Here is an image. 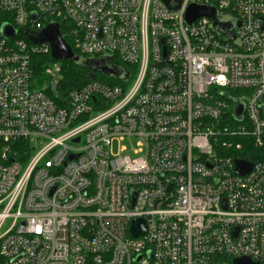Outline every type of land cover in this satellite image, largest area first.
Masks as SVG:
<instances>
[{"label": "built area", "instance_id": "1", "mask_svg": "<svg viewBox=\"0 0 264 264\" xmlns=\"http://www.w3.org/2000/svg\"><path fill=\"white\" fill-rule=\"evenodd\" d=\"M191 3L240 22L236 42L205 16L186 23ZM49 22L126 77L64 96L53 61L34 88L30 56L49 45L22 31ZM261 105L264 0H0V264H264V161L234 163L264 146ZM129 136L133 154H113Z\"/></svg>", "mask_w": 264, "mask_h": 264}, {"label": "water", "instance_id": "2", "mask_svg": "<svg viewBox=\"0 0 264 264\" xmlns=\"http://www.w3.org/2000/svg\"><path fill=\"white\" fill-rule=\"evenodd\" d=\"M166 6L170 9H177L181 0H163ZM205 16L210 19V26L216 33L224 35L227 39L236 42L233 35V28L240 24L228 15L219 16L216 9L211 5H200L191 3L185 11V21L191 24L197 17ZM3 36L9 38L15 34V30L9 24L1 26ZM22 33L28 40L33 43H47L49 45V55L52 59H70L75 64L87 68L89 71L86 74L87 79H92L95 72H100L108 76L125 78L126 72L120 68L114 67L110 62V56L104 55L98 59L86 58L75 54L68 43L63 39L59 25L57 22H49L42 29L33 31L25 29ZM234 103L233 115L237 120L242 119L243 104L238 98L232 99ZM264 109V105H261ZM77 140V139H76ZM235 170L239 174L249 172L252 163L243 158H235ZM131 233L136 236L145 232V223L141 219H135L130 224ZM233 264H258L250 261L247 257H235L232 259Z\"/></svg>", "mask_w": 264, "mask_h": 264}, {"label": "trees", "instance_id": "3", "mask_svg": "<svg viewBox=\"0 0 264 264\" xmlns=\"http://www.w3.org/2000/svg\"><path fill=\"white\" fill-rule=\"evenodd\" d=\"M60 32L64 36L65 41L70 44L62 26H60ZM72 50L75 51L74 49ZM53 61L58 60L52 59L49 53H35L30 56L31 79L34 88L41 89L43 88V83L49 81V77L44 73V68ZM113 61H115V58H113ZM60 66L61 69L56 85V91L59 94L65 96L70 90L79 88L83 84L89 82V79L86 77L89 71L87 68L75 64L70 59H62ZM101 80L108 81L106 78ZM43 90L51 97H54L47 86L44 87ZM232 92L238 93L239 90H233ZM237 154L239 157L245 158L251 162L264 161V146L257 148L248 145L245 150L239 151Z\"/></svg>", "mask_w": 264, "mask_h": 264}, {"label": "rangeland", "instance_id": "4", "mask_svg": "<svg viewBox=\"0 0 264 264\" xmlns=\"http://www.w3.org/2000/svg\"><path fill=\"white\" fill-rule=\"evenodd\" d=\"M61 60L62 59H58V61H57L58 65L61 64ZM48 65H50V63ZM55 78H56V76H55ZM95 78L98 80H101L103 78L107 79L109 77H108V75H105L103 73L95 72ZM47 82L43 83V85L47 84ZM138 141H139V139L136 136L124 137L122 139H119V138L113 139V141L111 143V152L113 154L119 153L122 150V148H124L126 153L133 154V152L138 147Z\"/></svg>", "mask_w": 264, "mask_h": 264}]
</instances>
